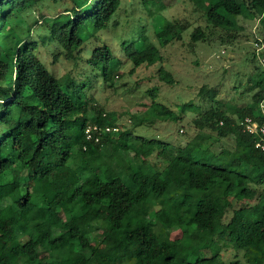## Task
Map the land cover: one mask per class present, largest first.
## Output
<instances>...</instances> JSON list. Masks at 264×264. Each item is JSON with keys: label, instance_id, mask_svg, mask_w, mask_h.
Instances as JSON below:
<instances>
[{"label": "trees", "instance_id": "1", "mask_svg": "<svg viewBox=\"0 0 264 264\" xmlns=\"http://www.w3.org/2000/svg\"><path fill=\"white\" fill-rule=\"evenodd\" d=\"M59 1L0 0V236L10 229L27 239L9 252L0 241V264H20L15 253L25 264H264V156L242 128L246 117L261 118L264 66L249 79L252 104L230 114L213 106L193 120L199 133L185 147L157 145L119 124L94 97L98 82L115 87L125 61L98 46L86 58V42L119 26L113 17L121 0ZM191 1L208 24L192 32L193 47L211 43L217 31L233 41L242 17L264 30V0ZM163 20L155 40L142 35L123 45L134 71L162 65L161 49L190 29L188 21ZM61 62L72 65L64 75L54 67ZM158 74L175 83L162 66ZM147 94L151 116L179 119L157 102V89ZM92 123L120 130L95 145L85 135ZM207 132L233 136L234 149L204 147ZM103 211L107 233L92 245ZM171 227L180 229L179 240Z\"/></svg>", "mask_w": 264, "mask_h": 264}, {"label": "rangeland", "instance_id": "2", "mask_svg": "<svg viewBox=\"0 0 264 264\" xmlns=\"http://www.w3.org/2000/svg\"><path fill=\"white\" fill-rule=\"evenodd\" d=\"M210 1L206 0L207 4H210ZM67 2L70 1L60 0L57 5L61 6ZM62 10L63 7H56L54 12ZM33 17L31 22L36 19L38 24L34 25V28L38 29L41 21ZM163 18L170 21H188L190 29L184 34L182 41L161 49L164 57L162 65L142 67L134 71L131 64L124 59L123 45L142 35L155 40L154 31L163 23ZM113 20L118 21L119 26L114 28L110 25L108 29L101 31L97 38L89 39L86 42L85 57H90L91 50L98 46L104 48L103 52L108 50L116 59L125 61L115 75V87L101 88V82H98L94 97L106 112L116 115L119 124L126 125L127 129L136 135L152 140L157 145L168 143L185 147L197 138L199 130L193 120L200 114L213 106L227 108L230 114L231 108H243L253 103L255 91L249 87V79L255 73L256 66H264V30L258 20L240 18L238 22L241 28L237 29V38L233 41L228 40L224 32L217 31L214 32L211 43H199L194 47L191 44L192 32L199 26L206 29L208 24L191 0H150L146 5L143 0H121V8ZM221 37L223 38L220 39ZM48 62L51 63L50 58ZM161 66L173 75V85H167L160 80L158 71ZM54 67L64 75L72 65L61 62ZM203 87L208 91L206 98L200 94ZM151 89H157V102L179 116L177 121H164L155 114L151 116L150 105L153 99L147 94ZM189 103H192L194 109L192 107L184 114L180 113L181 107ZM204 137V147L209 146L212 152L233 150L235 147L233 136L220 139L216 134L207 132ZM134 153L132 147L128 151L129 157H133ZM152 162L157 163L158 160L153 157ZM14 173L10 172L5 181L11 179ZM105 216L103 211L101 219L93 224L92 245L101 241L107 233L103 225ZM168 233L174 240H179L181 236L177 227H171ZM0 241L6 245V252H9L15 246L25 243L27 239H18L7 229L5 235L0 236ZM40 252L43 262H46L48 254L44 250ZM224 255L229 257L231 252ZM14 259L19 260L20 264H25L19 253H15Z\"/></svg>", "mask_w": 264, "mask_h": 264}, {"label": "built area", "instance_id": "3", "mask_svg": "<svg viewBox=\"0 0 264 264\" xmlns=\"http://www.w3.org/2000/svg\"><path fill=\"white\" fill-rule=\"evenodd\" d=\"M259 117L261 118L256 119L253 117H246L242 122V128L244 132L254 135L257 138L256 148L264 156V105L263 104L261 105ZM119 130L120 128L118 126L111 127L99 123H92L86 128L85 135L88 141L93 142L95 145H101L103 138L106 135L116 133Z\"/></svg>", "mask_w": 264, "mask_h": 264}]
</instances>
